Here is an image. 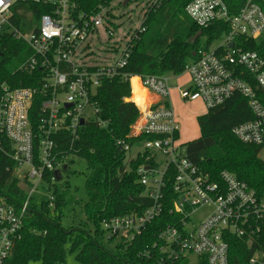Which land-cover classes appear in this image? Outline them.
I'll return each instance as SVG.
<instances>
[{
	"label": "built area",
	"instance_id": "2783aa9c",
	"mask_svg": "<svg viewBox=\"0 0 264 264\" xmlns=\"http://www.w3.org/2000/svg\"><path fill=\"white\" fill-rule=\"evenodd\" d=\"M92 1L0 0V42L11 36L26 45L19 52L24 59L15 72L25 75L27 81L13 85L10 79L0 86V152L14 162L20 186L27 190L21 205L0 200V264H5L22 238L33 194L41 184L49 186L46 175L50 173L51 182L57 181L55 170L63 173L69 158L76 156L73 143L79 130L99 113L98 88L128 64L134 41L146 30L147 10L161 0L148 1L141 25L121 43L111 41L117 28L110 11L114 0H99L96 5ZM24 2L49 5L50 11L33 22L31 10L17 7ZM185 12L199 27L227 21L230 30L211 47L196 50L180 75L124 74L132 89L126 100L137 105L139 115L117 145L127 154L124 172L140 160L136 173L149 204L141 213L103 220V235L105 241L132 243L168 210L170 217L158 229L152 245L160 255L158 264H181L191 256L198 258V264H229L230 235L250 247V264H264V199L227 170L212 180L187 157L170 102L175 88L183 100H200L207 111L236 94L242 96L253 118L232 132L240 141L264 150V55L235 41L236 37H264V0H244L234 14L225 0H191ZM23 14L30 23H24ZM102 29L109 35L110 56L103 64L88 63L87 40L91 35L99 39ZM184 75L188 80L174 86L172 79ZM134 79L146 96L153 94L158 100L149 103L142 92L143 104L135 102ZM49 199L52 206V193Z\"/></svg>",
	"mask_w": 264,
	"mask_h": 264
},
{
	"label": "trees",
	"instance_id": "16d2710c",
	"mask_svg": "<svg viewBox=\"0 0 264 264\" xmlns=\"http://www.w3.org/2000/svg\"><path fill=\"white\" fill-rule=\"evenodd\" d=\"M190 1L161 0L147 10L143 22L146 30L134 41L128 64L119 75L104 79L98 88L97 120L86 122L73 143V153L86 161L89 171L85 183L86 199H78L68 182H51L50 173L46 175L53 205L50 206V199L31 202L23 222L22 238L15 243L5 264H28L31 261L65 264L67 252L74 251H77L76 259L80 264H158L160 255L152 245L158 229L170 217L168 210L132 243L105 241L102 223L113 216L141 213L149 204L136 173L140 160L133 161L132 169L124 172L127 154L117 145L118 139L127 137L139 115L137 105L126 100L131 97L132 89L124 74L180 75L186 64L194 59L193 52L200 47H211L230 30L227 21H216L208 27L197 26L185 12ZM98 2L93 0L91 3L96 5ZM225 2L234 14L244 0ZM17 7L31 10L33 22L50 11L49 5L34 2L19 3ZM21 17L25 24L30 23L29 20L25 22L26 14ZM199 30L201 35L191 42ZM235 41L244 49L264 55V37L258 40L236 37ZM25 47L22 41L11 36H5L0 42L4 53L0 63V86L10 79L15 82L13 85L27 84L25 75L15 72L24 59L19 52ZM132 84V98L141 105L145 92L136 79ZM252 118L246 100L234 95L224 104L197 117L200 136L185 142L186 154L212 180H218L220 172L227 170L247 182L264 199L261 147L240 141L232 132L235 126ZM15 169L14 162L0 152V200L21 205L27 197V190L20 186L21 178ZM63 171L71 173L68 162ZM229 239V264H250L252 251L247 243L234 235ZM103 241L115 242L113 249L105 248Z\"/></svg>",
	"mask_w": 264,
	"mask_h": 264
},
{
	"label": "rangeland",
	"instance_id": "374dc122",
	"mask_svg": "<svg viewBox=\"0 0 264 264\" xmlns=\"http://www.w3.org/2000/svg\"><path fill=\"white\" fill-rule=\"evenodd\" d=\"M148 1L150 0H130L126 6H123L124 0H114L110 4V11L116 18L115 24L117 27L116 34L113 38H111L112 42H124L125 38L127 37V33L133 32L141 25L144 9ZM109 40V35L104 32L103 29L99 32V39L97 35L89 36L87 40V43L89 44V48L87 49L88 55L85 57L88 63H105L106 57L110 56V52L107 51V42ZM2 61L3 57L0 56V63ZM187 80L188 75H184L180 81L172 79V82L177 85L183 84ZM150 96L152 97V99L155 98V95L153 94H150ZM170 102L174 107L175 113L180 123L181 140L183 142H187L198 138L200 136V128L197 122V117L207 112L204 104L200 100L185 101L178 96V93L175 90L171 94ZM93 119L97 120V117L94 116ZM259 156L264 160V150L260 151ZM68 164L71 173L67 174L66 171H63L62 179L59 181L62 184L68 182L71 192L76 197H78V199L84 201L86 199L85 183L89 173L86 161L78 156H72L69 158ZM50 193L51 189H49L47 185L41 184L39 190L33 194L34 201H45L49 199ZM203 212H201L200 214H202ZM114 243L103 241L104 247L111 250L114 247ZM67 246H69V243L67 244ZM76 254L77 251L67 252L65 264H80V262L76 259ZM28 264H40V262L31 261ZM181 264H198V258L196 256H191Z\"/></svg>",
	"mask_w": 264,
	"mask_h": 264
},
{
	"label": "water",
	"instance_id": "95a60500",
	"mask_svg": "<svg viewBox=\"0 0 264 264\" xmlns=\"http://www.w3.org/2000/svg\"><path fill=\"white\" fill-rule=\"evenodd\" d=\"M129 1L130 0H124V2H123V6H126L128 3H129ZM201 33H202V31L201 30H199L191 39H190V41L191 42H194L195 40H197L198 38H199V36L201 35ZM231 45H233V44H231ZM2 51L0 50V56H2ZM195 52H193L192 53V55L193 56H195ZM84 122H83V120L81 121V124H83ZM64 168L66 169L67 168V165H65L64 166ZM54 174H55V176H56V179H57V181H59V180H61V178H62V173L59 171V170H55V172H54Z\"/></svg>",
	"mask_w": 264,
	"mask_h": 264
},
{
	"label": "crops",
	"instance_id": "0c3cea01",
	"mask_svg": "<svg viewBox=\"0 0 264 264\" xmlns=\"http://www.w3.org/2000/svg\"><path fill=\"white\" fill-rule=\"evenodd\" d=\"M176 80H177V79H176ZM180 80H181V78H180L179 80H177V81H180ZM177 81H176V82H177ZM172 83H173V82H172ZM173 85H174V86H177L178 84L175 85V84L173 83ZM174 90L177 91V93H178V90H177L176 88H175ZM174 90H173V91H174ZM178 96H179V94H178ZM146 98L148 99V102H149V103L158 100V97H157L156 95H155V98L152 99V97L150 96V94H148V95L146 96ZM206 111H207V110H206Z\"/></svg>",
	"mask_w": 264,
	"mask_h": 264
},
{
	"label": "bare ground",
	"instance_id": "6f19581e",
	"mask_svg": "<svg viewBox=\"0 0 264 264\" xmlns=\"http://www.w3.org/2000/svg\"><path fill=\"white\" fill-rule=\"evenodd\" d=\"M145 96H146V92H145Z\"/></svg>",
	"mask_w": 264,
	"mask_h": 264
}]
</instances>
